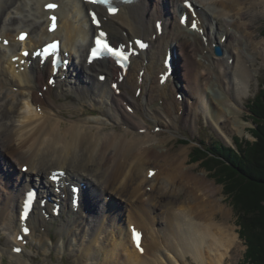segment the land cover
<instances>
[{"label": "bare ground", "instance_id": "1", "mask_svg": "<svg viewBox=\"0 0 264 264\" xmlns=\"http://www.w3.org/2000/svg\"><path fill=\"white\" fill-rule=\"evenodd\" d=\"M161 3L167 5L165 10ZM49 4L57 5L56 9ZM262 4L264 0H139L121 6L113 16L97 8L100 28L108 32L112 42L128 44L143 38L149 43L145 51L131 57L119 82L116 75L120 69L114 62H86L97 31L88 11L96 7L81 0H0V231L7 238L0 245V264H4V256L15 264H38L32 262L28 245L46 255L74 252L78 262L86 264H98V260L102 264H188V258L193 264H226L238 238L229 223V211L216 198L218 192L212 185L186 167V152L173 154L167 148L168 140L158 138V126L163 119L171 128L182 109L179 101L167 99L169 87L179 99L178 92L184 90L188 95L185 86L190 87L195 105L202 111L209 108H203L208 99L213 104L235 106L232 97L225 98L224 88L244 93L249 86L245 75L252 71L246 61L249 47L264 54V39L252 42L257 36L250 32L254 17L262 15L255 13ZM53 17L57 29L50 33ZM193 21L199 31L192 29ZM157 22H161L160 34ZM24 31L29 35L19 42L18 34ZM52 39H60L71 64L68 69H59L49 86L47 80L53 74L50 59L40 65L29 54V61L20 65L23 57L19 53L21 48L32 51ZM3 41L8 44L3 46ZM214 43L221 47L219 56L214 54ZM168 53L175 67L165 79ZM178 58L181 78L176 75ZM187 62L194 69L191 75ZM101 73L107 75L103 83L98 81ZM207 75L211 76L209 85ZM214 78L221 81L219 94L212 93ZM178 79L182 83L184 79V85ZM73 105L87 114L65 117L62 109ZM189 111L188 106L183 107L184 121ZM153 155L154 159L161 156L162 161L150 178L146 162ZM7 157L19 169L27 164V172H16L14 164L6 163ZM54 170H64L66 181L84 188L75 211L70 202L63 201L61 221L52 238L49 228L57 218L51 214V203L60 199L48 180ZM161 177L167 190H157ZM33 186H38L48 202L44 210H34L26 221L31 231L23 238L24 245L18 240L22 227L19 210L24 193ZM108 192L130 206V216H125L128 209L124 215L118 210L122 205L115 207L106 196ZM172 192L181 198H171ZM61 194L68 201L72 198L65 186ZM159 219L162 223L165 220L164 226L152 232ZM146 221L144 228L141 223ZM132 224L144 230L150 226L152 239L148 244L147 233L142 234V254L134 248L127 231ZM16 247H22L20 253L13 252Z\"/></svg>", "mask_w": 264, "mask_h": 264}, {"label": "rangeland", "instance_id": "2", "mask_svg": "<svg viewBox=\"0 0 264 264\" xmlns=\"http://www.w3.org/2000/svg\"><path fill=\"white\" fill-rule=\"evenodd\" d=\"M166 7H167V5H165V3H161V9L162 10H165ZM170 11H171V8H170ZM255 13L256 14H262V15H258L257 18L254 17V26L251 28L250 32H253L254 34H256L257 39H256V41H252V42H257L258 39H264V4L258 6ZM170 17H171V15L168 14L167 15L168 20L170 19ZM174 18L175 17L171 18V20L174 21ZM168 33H169V31H168ZM216 39H218V34H217ZM222 39H224V37ZM212 48H213V46H212ZM230 50H232V49H230ZM248 51L250 54H249V57L246 58V61H247L248 65L250 64L249 70L252 69V71L250 73L246 74L245 78H246V81L249 80V84H248L249 86L246 85V87L244 88L245 91L242 94H238V93L236 94L235 90L234 91L228 90L230 87H228V89H227L225 86V88H224V92L227 90L231 94V95L227 94V91H226V95L224 93L225 98L226 97L230 98V99L233 98V103L235 106L226 107L224 104H222V105H217V103L213 104L208 99L206 101V103H208V104L205 103V106H203V108L204 109H206L207 107H209V108H207L205 111H202L198 106L195 105L197 103V100H196V98H194L195 96L191 95V93H190L191 88L190 87L185 86V87H187V89H189V90H187L188 95L185 93L184 90H181L180 92H178L182 96L181 99L177 98V96L174 94L175 91L169 89L170 88L169 87L166 90L167 99L169 101H172V100L173 101H179L181 104L178 105V107L182 106V109L180 108L179 114H177V116H176L177 118L175 117V119L172 120L173 122H172L171 128L168 127V125H167L168 123L166 121H164L163 119L160 120V122H159L160 125L158 126V132H159L158 138L159 139H165V141L168 140L167 148H169V151L171 153L174 154L180 150H184L186 152L184 155L186 167L188 169H190L192 171V173H194L198 176H201V177L203 176L204 179L210 185H212L213 189H215L218 192V195L216 198L221 202V205L223 206V208H225L226 210L229 211V214H230L229 223L234 228V230L237 234L238 238H237V244L236 245L238 248L236 247V249L233 250V252L231 253L232 256L230 257L229 261H227L226 264H246L245 262H243V260H244V256L246 254L248 247L246 245L245 239L242 238V236H241V234H242L241 219L236 214V211L233 208V205L231 203V198H229L228 195L224 193V191H225L224 186L220 182V180H218L219 179L218 177H221V176L220 175L213 176L212 171H208L206 168H204L202 166V162H204V160L200 157V154L198 153V151H196L195 148H199L200 143H202L204 145V147L210 148L211 143L214 142V143H218V144L220 143L224 147H231L232 149H234V146H235L234 145V139H236L237 141L242 142V143L244 141H247V142H254L255 141V137H254L253 132H252V129L255 127V125L253 123V118H252L253 116L249 112L248 106H249L250 102L256 97L258 92H261L262 88H264V85H263V82H264V54H260L259 49L255 48V47L253 48L251 46L249 47ZM177 54H178V51H177ZM256 55H257V58H256ZM176 62H177V59H176ZM219 62H223V59H220ZM178 63H179V58H178L177 64ZM180 64H181V58H180ZM216 64L220 65V63H216ZM185 66L187 69V73L189 75L194 73V69H193L191 63L187 62ZM178 67H180L179 64H178ZM181 73H182V70L180 67V68H178V70H176V75H178V78H181V75H182ZM226 76L229 77L230 75L227 74ZM171 77L173 79H175V77L173 75ZM207 78H208V75H207ZM210 78H211V76H209V78H208V85L211 83V80H209ZM182 80L185 83L184 79H182ZM177 82H179V84L181 83L182 85H184V83H182L179 79ZM212 84H213L212 88L214 90V91H212V93H215L217 91V93L219 94V92H220L219 86L221 85V81L219 79L214 78V81L212 82ZM215 86H217V87H215ZM209 88L211 89V87L206 86V89H209ZM232 88L234 89V87H232ZM193 100H195V102H193ZM159 103H161V100L159 101ZM185 106H188V110L190 109V111H189L190 116H189V118L188 117L186 118L187 119L186 121H184V118H183L184 115L182 113L183 107L185 110ZM62 111H63V115L65 117H67L69 115L75 117L77 114L78 115H86L87 114V112L78 105H73V107H67V108L65 107L62 109ZM192 111L194 112V114H192ZM213 117H214V120H213ZM6 159H7V161H6L7 164L9 162L11 164H14L12 162L11 158L7 157ZM155 160H157V161H155ZM153 161H155L156 163ZM161 161H162L161 156H157L154 159V155H153L150 158H148L146 165H147V167H150L151 169L149 168L146 170L147 171L146 175L151 178L152 175H150L149 172H151V171L154 172L156 169L155 166H160ZM157 164H159V165H157ZM153 167H155V168H153ZM15 169H16V172H19L18 166L15 165ZM3 173H4V179L7 178L5 175V172H3ZM223 179H225V178H223ZM163 181L165 182V179L163 180L161 177L160 180L158 181L159 184H157V188H158L157 190L162 189L164 191L165 188L163 187L164 186ZM1 185H2V183L0 182V187H2ZM147 187L149 188V186H147ZM172 188H174V187H172ZM172 188H171V190H172ZM177 188L175 191H177ZM165 190H167V189H165ZM171 190H170V192H171ZM176 193L174 194L172 192L171 198H177L178 196L181 198V196L180 195L177 196ZM140 194H142V192ZM181 195H183V194H181ZM106 196H107V198H110L112 201H114L116 208H119V206L122 205V208L120 207V209H118V210H121V212H123V215H124L125 209H128V208L130 209V206L127 205L123 201V199L121 200L120 197L117 198L118 196L116 194H114L112 192H108V193H106ZM98 200L101 201V197H99ZM139 200H140V198H139ZM139 200H138V202H139V204H141L142 202H140ZM107 203H108V201H106V204ZM129 209L125 211L126 217L130 216V214H128V212L130 211ZM159 212H161V209L159 210ZM155 214H157V217H159L161 215L158 212ZM121 215H122V213H121ZM216 216H217V218H216L217 221L218 220L220 221V215L217 213V215H215V217ZM62 217H64V216H62ZM91 219L95 221L94 217H91ZM60 221H61L60 218L56 219V221H54L52 223V227L49 228V233H50L52 238H54L56 236L55 234H56V230H57V224ZM164 221L165 220H163V223L160 222V219H159V221H156L155 222L156 225H155L153 230L151 229V231L157 232V228L160 227V225H161V227L164 226ZM141 225L144 228H146L145 225H148V223L146 221L144 223H141ZM149 227L150 226H147V229H145V230L142 229L144 233H147L145 235H146V237H148L147 238L148 244L151 242L150 240L152 239V235L150 233ZM127 231H128V228H127ZM6 239H7L6 236L2 233V231H0V245H4ZM27 249H28V254H30L32 256V262L38 263V264H46V263H48V264H57V263H59V264H86L87 263V261L78 262L74 252H71L70 254H61V255L57 254L56 252H52L50 255H46L40 251L34 250L32 247H30V245L27 246ZM64 253H66V252H64ZM2 262L4 264H15L10 260V258H8L6 256L3 257ZM188 262H189L188 264H193L191 262L190 258H188ZM98 264H102V261L98 260ZM179 264H183V262L180 261Z\"/></svg>", "mask_w": 264, "mask_h": 264}, {"label": "trees", "instance_id": "3", "mask_svg": "<svg viewBox=\"0 0 264 264\" xmlns=\"http://www.w3.org/2000/svg\"><path fill=\"white\" fill-rule=\"evenodd\" d=\"M248 109L255 125L254 142L234 139V149L214 142L206 148L200 143L195 149L204 160L202 166L221 176L224 193L241 219V236L248 247L243 262L264 264V88Z\"/></svg>", "mask_w": 264, "mask_h": 264}, {"label": "snow or ice", "instance_id": "4", "mask_svg": "<svg viewBox=\"0 0 264 264\" xmlns=\"http://www.w3.org/2000/svg\"><path fill=\"white\" fill-rule=\"evenodd\" d=\"M89 2H90V3H101V4H103V3L106 2V0H89ZM186 6H187V5H186ZM48 7H49V8H54L55 5H54V4H49ZM115 11H116L115 9H109V12H110V13H114ZM92 17H93V23L96 24L97 27H99V22H98L97 19H96L95 13H92ZM53 19H55V18L53 17ZM182 22H184V21L182 20ZM157 27H159V26H157ZM192 28H193L194 30L197 28V25H196L195 22L192 23ZM104 36H105V33H104L103 31H100V32L98 33V37H97V39H96V41H95L96 45L98 46V49L94 48V49L91 51L90 55H91L92 57H96V56H97V52H98V50H99V51H107L108 53H110V54H112V55H115L116 57H118V58L121 59V60H125V59H127V57L124 56V54H123V52H122L121 50H119V49H114V48L111 47L108 43L104 42V41L101 39V38L104 37ZM19 38H20L21 40H23V39H25V35H24V34H21V36H20ZM136 43H137V46H139V47H141V48L144 47V44H143L142 42L137 41ZM50 47L55 48L56 45H55V44H52V45H50ZM45 53H47L48 55H51V53H48V48H47V47L43 50V52H41V51H36V52L33 53V55L41 56L42 54H45ZM23 55L27 56V55H29V53H28V52H24ZM101 78H103V77H101ZM113 87H115V85H113ZM129 110H131V109H129ZM150 175H151V173H150ZM50 178H51L54 182H57V181H58V178H59V174H53ZM23 218H24V217L22 216V219H23ZM23 231L25 232V234H27L28 229H27V228H24ZM133 238H134V240H138V234L134 233V234H133ZM137 246L139 247V244H138ZM15 251L19 252L20 249L17 248V249H15Z\"/></svg>", "mask_w": 264, "mask_h": 264}, {"label": "water", "instance_id": "5", "mask_svg": "<svg viewBox=\"0 0 264 264\" xmlns=\"http://www.w3.org/2000/svg\"><path fill=\"white\" fill-rule=\"evenodd\" d=\"M215 54H216V55H221V50H220L219 48H216V49H215Z\"/></svg>", "mask_w": 264, "mask_h": 264}]
</instances>
